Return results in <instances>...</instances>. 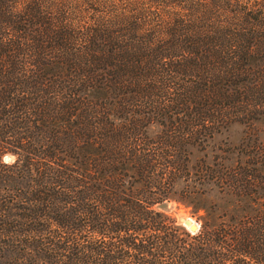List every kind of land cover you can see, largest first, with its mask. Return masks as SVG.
<instances>
[{"label": "trees", "instance_id": "1", "mask_svg": "<svg viewBox=\"0 0 264 264\" xmlns=\"http://www.w3.org/2000/svg\"><path fill=\"white\" fill-rule=\"evenodd\" d=\"M0 264H264V0H0Z\"/></svg>", "mask_w": 264, "mask_h": 264}, {"label": "rangeland", "instance_id": "2", "mask_svg": "<svg viewBox=\"0 0 264 264\" xmlns=\"http://www.w3.org/2000/svg\"><path fill=\"white\" fill-rule=\"evenodd\" d=\"M241 136V127L233 126L228 131L218 134L214 137L211 142L212 148L216 149L217 147H224L228 144H235L238 142ZM201 153H195V155H200ZM167 212L171 213L175 218L178 215L183 214L184 216L190 218L192 221H195L199 225L197 219V214L191 212V207L185 206L182 203L171 201L167 204ZM187 229V228H186ZM188 230V229H187Z\"/></svg>", "mask_w": 264, "mask_h": 264}, {"label": "water", "instance_id": "3", "mask_svg": "<svg viewBox=\"0 0 264 264\" xmlns=\"http://www.w3.org/2000/svg\"><path fill=\"white\" fill-rule=\"evenodd\" d=\"M5 158L8 159V157ZM164 209H167V205L164 206ZM176 221L177 223L185 226L191 232H195L199 228V225L195 221H192L190 218L184 216L183 214L178 215Z\"/></svg>", "mask_w": 264, "mask_h": 264}]
</instances>
